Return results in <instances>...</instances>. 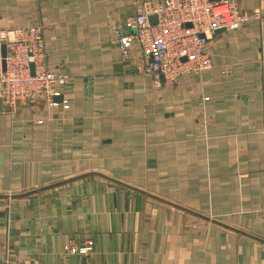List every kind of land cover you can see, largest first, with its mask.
<instances>
[{"label":"crops","instance_id":"1","mask_svg":"<svg viewBox=\"0 0 264 264\" xmlns=\"http://www.w3.org/2000/svg\"><path fill=\"white\" fill-rule=\"evenodd\" d=\"M237 1L249 19L169 85L112 38L134 0H0L70 77L67 108L2 103L0 264H264V0Z\"/></svg>","mask_w":264,"mask_h":264},{"label":"built area","instance_id":"2","mask_svg":"<svg viewBox=\"0 0 264 264\" xmlns=\"http://www.w3.org/2000/svg\"><path fill=\"white\" fill-rule=\"evenodd\" d=\"M150 15L156 16V23L149 21ZM248 19L237 0H134V12L121 25L113 24L111 33L121 57H127L132 47L138 46L149 58L146 70L174 84L181 76L210 64L206 45L216 29L240 28ZM69 81L67 73L47 67L40 25L0 28L3 105L43 102L67 108L68 99L57 98ZM89 249L90 243H67L63 254H87Z\"/></svg>","mask_w":264,"mask_h":264},{"label":"water","instance_id":"3","mask_svg":"<svg viewBox=\"0 0 264 264\" xmlns=\"http://www.w3.org/2000/svg\"><path fill=\"white\" fill-rule=\"evenodd\" d=\"M149 21L152 23V24H154V23H156V16L155 15H150V17H149ZM187 25H189V23H187ZM224 30V28H218V29H216L215 30V32H220V31H223ZM1 55L2 56H4L5 55V48H4V45H2L1 46ZM2 66H3V68H4V62H2ZM2 111V100H1V98H0V112ZM28 193V192H27ZM174 205H176V204H174ZM176 206H178V205H176ZM190 211V210H189ZM191 212H193V211H191ZM193 213H195L196 215H198V216H200V217H202V218H204V219H210L208 216H205V215H203V214H199V213H197V212H193ZM212 221H214V222H216V223H219V224H221V225H223V226H226V227H229V228H232V229H235V228H233V227H231V226H228V225H226V224H224V223H222V222H220V221H217V220H215V219H211ZM238 230V229H237ZM238 231H240V232H242V233H246V232H244V231H241V230H238ZM246 234H248V233H246ZM249 236H251V237H253V238H256V239H258V240H260V241H262V242H264V240L263 239H261V238H259V237H257V236H254V235H252V234H248Z\"/></svg>","mask_w":264,"mask_h":264},{"label":"rangeland","instance_id":"4","mask_svg":"<svg viewBox=\"0 0 264 264\" xmlns=\"http://www.w3.org/2000/svg\"><path fill=\"white\" fill-rule=\"evenodd\" d=\"M243 11V10H242ZM116 24V23H115ZM113 25V24H112ZM25 26V25H24ZM16 27V26H15ZM17 27H21V26H17ZM0 28H4V29H7V28H10V29H12L13 27H11V26H0ZM121 58H126V57H121ZM209 61H210V57H209ZM146 65H144L143 67H142V73L143 74H146V75H152V76H154L155 78L157 77V74L155 73V72H153L152 70H150V71H147L146 70ZM49 69H51V68H49ZM53 70H59V71H61V72H64V73H66L65 71H63V70H60V69H57V68H54ZM199 71H195V72H193V73H198ZM164 83H166V84H169V85H172V84H170L169 82H166L165 81V78H164ZM175 84V83H174ZM36 103H39V102H34V103H31V104H36ZM23 105V103H17L14 107H8L10 110L11 109H14V108H16L17 106H19V105ZM68 104H69V100H68ZM73 245V244H72ZM74 246H76V245H74ZM65 256H67V255H65Z\"/></svg>","mask_w":264,"mask_h":264}]
</instances>
